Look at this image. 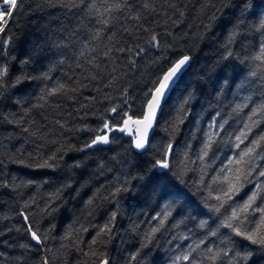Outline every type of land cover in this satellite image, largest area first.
<instances>
[{"label": "trees", "instance_id": "obj_1", "mask_svg": "<svg viewBox=\"0 0 264 264\" xmlns=\"http://www.w3.org/2000/svg\"><path fill=\"white\" fill-rule=\"evenodd\" d=\"M131 3V10L115 13L113 23L105 28L83 6L69 10L62 0H18L0 34V39L11 37V77L35 78L7 87L0 95V264H41L45 257L48 264H99L105 257L109 264H173L174 257L201 240L204 243L194 253L196 257H202L207 248L223 249L228 256L217 264H264V249L234 234L230 238L228 229L220 228L211 235L231 208L225 206L220 213L210 210L217 203L214 197L220 186L212 178L230 158H239L252 140L264 136V116L257 115V126L248 140L236 147L235 136L249 122L252 109L264 104L261 77L249 75L259 63L250 57L259 52L264 40V30L259 27L264 0ZM145 3L148 8L143 7ZM95 28L104 30L92 41L89 29ZM233 32L237 35L229 45ZM154 33L158 48L149 43ZM121 47L133 51L115 50ZM109 48L112 52L104 56ZM138 48L145 51L136 55ZM228 51L234 56L222 59ZM185 54L192 57L190 66L165 103L151 138L155 149L174 145L172 172L183 175L182 183L176 182L182 194L173 199L161 196L159 184L136 179L151 166L153 153L137 156L130 148V136L116 131L108 145L94 149L84 145L95 137L94 130L102 127V120L120 119L107 111L110 108L121 105L123 112L140 117L144 93ZM93 57L94 63H89ZM25 60L27 63H21ZM245 80L250 84L238 88ZM57 84L74 91L45 96ZM125 89L131 109L124 106ZM245 104L248 106L236 111ZM214 121L217 126L223 124V129L210 128ZM215 131L219 135L200 161L207 134ZM257 152L264 156L260 148ZM53 153L62 157L57 167L36 166ZM256 163L264 165V161ZM253 177V183L234 198L235 203L242 204L257 181L264 183V177L256 173ZM120 186L128 190L110 195ZM57 190L50 209L42 211ZM166 210L171 215L164 227L147 242L146 234L159 223L152 218ZM113 213L115 220L110 222ZM24 215L42 240L47 236L43 244L37 245L24 231ZM202 221L205 227H201ZM105 224L111 233L89 247ZM93 251L96 256L91 255ZM249 251L252 256L238 260L237 254ZM69 253L72 260L65 258Z\"/></svg>", "mask_w": 264, "mask_h": 264}, {"label": "snow or ice", "instance_id": "obj_2", "mask_svg": "<svg viewBox=\"0 0 264 264\" xmlns=\"http://www.w3.org/2000/svg\"><path fill=\"white\" fill-rule=\"evenodd\" d=\"M62 4L65 8L72 10L83 8L87 9V14L96 17V23L103 25L105 28L111 25L115 19L114 14L117 12H124L125 10H131L132 3L131 0H99V5L97 0H62ZM18 6V0H2L0 4V34L5 32L9 18L13 16L14 10ZM144 8H148V4L143 5ZM135 19L139 20V16ZM259 27L264 30V16L260 17ZM104 28L89 29L91 33L88 39L95 41L98 40L103 32ZM127 31V29H125ZM237 33L233 32L229 37V45L233 42ZM109 40L112 39L111 36L108 37ZM149 43L152 47H160V42L158 36L154 33L151 36ZM11 45V37L8 39H0V95L3 94L7 87H14L24 83L26 80L35 79L31 76L17 75L11 77V63L8 57V49ZM88 51H95L94 48L87 49ZM113 49L109 48L104 52V56H108ZM118 52H132L133 49L117 48ZM145 51L144 48H138L135 52L136 55H140ZM81 55L84 53L81 52ZM234 56L232 51H228L227 56L222 57V59L227 60L229 57ZM253 61H258L256 65L257 70L251 71V77H261V83L264 84V40L260 42L259 52L250 57ZM95 57L89 60V63H94ZM192 57L190 55H183L176 61H174L171 66L163 72V74L156 78L152 82V87L148 88L144 93V108L140 117L133 118V115L123 112L121 105H116L107 111L116 114L120 117L119 120H102V127L95 129V137L87 142L85 148H94L98 145H108L112 143L110 138L111 134L115 131L125 133L130 136V148L137 156L143 157L145 153L152 151L153 159L151 166L146 170L144 176H138L136 179H145L146 183L159 184L161 188V196H172L173 199H178L182 194V190L176 186V182L182 183L181 176L183 173L172 172L173 165L171 164V157L174 152V145L168 143L167 146L161 145L160 149H155L151 143V135L154 133L157 126V116L163 111V106L167 102V97L174 90L177 82L181 78L183 72L190 66ZM21 63H27V61H22ZM98 66V65H97ZM47 78V77H46ZM95 79V77H93ZM235 75L232 78V82L235 83ZM224 85H228V79H224ZM250 84V81L245 80L241 84L237 85L238 88H243L245 85ZM62 91H74V89H68L65 84H57L51 89L46 90L45 96H53ZM127 89L122 93L125 96L124 106L131 109V105L128 103ZM44 97L42 96L41 99ZM185 104L188 100L184 101ZM248 105H238L236 111L247 107ZM219 115V113H217ZM257 115L264 116V104H260L252 109L251 114L248 116V123L244 124L243 129L240 130L239 134L235 136L236 147L240 148L241 144H244L248 140V134L252 131L253 127L257 126V121L254 119ZM183 123V119L180 120ZM63 127V125H61ZM210 128L223 129L224 125H216L215 121ZM219 135L218 131L211 132L207 134V140L200 149V154L198 159L203 161L205 157L208 156L212 145L215 143L214 136ZM264 136H260L259 139H254L251 143L239 153V158H230L228 164L220 169V173L213 177V183H218L219 189L218 194L215 195L214 200L217 202L210 206V210L216 213H220L222 208L228 206L231 208L229 215L225 216L224 219L217 225V230L212 232L211 235L215 236L220 228H226L230 231L231 235L242 237L249 241L251 245L259 246L264 249V183L257 181L254 185V190L251 191V195L247 196V199L242 203H235V197L242 193V191L249 185L253 183V173H256L260 177H264V165L257 164L256 161H264V156L257 152L260 148L264 151ZM162 150V151H161ZM61 151L57 149V152ZM62 157H58L57 153H53L47 159L42 158V163H38L37 167L45 168H55L58 166L57 161ZM24 163L23 160L19 161ZM127 163V161H125ZM254 178V177H253ZM128 189L120 186L116 187L110 195L113 197ZM59 190L57 193L50 194L49 201L45 205L42 211H48L50 209L52 201L57 198ZM93 201L90 199L88 201L91 204ZM232 202V203H230ZM32 204H35V199L32 200ZM234 204V206H233ZM27 207V205H26ZM171 207V205H167ZM171 212L164 211L163 213H157L153 220H158V226L152 227L150 231L146 234L145 239L147 242H151L152 238L161 228L164 227L165 222ZM116 213L112 214L110 222L115 220ZM23 219L25 221L26 227L24 231L30 234L31 240L35 241L37 245L43 244V240L47 239V236L41 238L38 234V230H33L32 223L29 222L28 215H24ZM206 222H201V227H205ZM82 231H87V229H82ZM111 233V228L109 224H105L100 227L89 244V247L97 244L98 240L102 235H107ZM72 236L73 233H69ZM67 238V237H66ZM180 239H187V237H180ZM204 241L201 240L195 245H189L188 249L181 253V255L173 258V264H180V262L187 261L188 264H217V261H223V258L228 256V252L223 249H213L207 248L206 252L203 253L202 257L194 256L200 249V245ZM146 246L142 245V247ZM26 247V246H22ZM91 255L96 256L97 252L93 251ZM249 256H252V252L249 251L246 255L237 254L238 260H247ZM135 259V257H133ZM41 264H48V259L45 257ZM100 264H109V260L105 257L100 261ZM235 264V262H233Z\"/></svg>", "mask_w": 264, "mask_h": 264}, {"label": "water", "instance_id": "obj_3", "mask_svg": "<svg viewBox=\"0 0 264 264\" xmlns=\"http://www.w3.org/2000/svg\"><path fill=\"white\" fill-rule=\"evenodd\" d=\"M184 73V72H183ZM171 94V93H170ZM170 94H169V96H170ZM169 96L167 97V99L169 98ZM165 105V104H164ZM164 107V106H163ZM162 113V112H161ZM160 113V114H161ZM160 114H158V116H157V122H158V119H159V117H160ZM135 119V118H134ZM156 129V128H155ZM116 132V131H115ZM155 132V131H154ZM114 133V132H113ZM112 133V134H113ZM111 134V135H112ZM154 134V133H153ZM153 134L151 135V137L153 136ZM129 136V135H128ZM110 138H111V136H110ZM99 146H105V145H98V146H96V147H94V148H97V147H99ZM94 148H87V149H94ZM100 264V263H99Z\"/></svg>", "mask_w": 264, "mask_h": 264}, {"label": "rangeland", "instance_id": "obj_4", "mask_svg": "<svg viewBox=\"0 0 264 264\" xmlns=\"http://www.w3.org/2000/svg\"><path fill=\"white\" fill-rule=\"evenodd\" d=\"M20 45H23V43L20 42ZM65 258L71 259L72 260V255L69 253L68 256L65 255Z\"/></svg>", "mask_w": 264, "mask_h": 264}]
</instances>
